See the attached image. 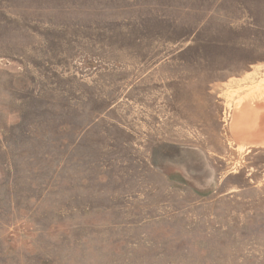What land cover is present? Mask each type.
<instances>
[{
  "label": "rangeland",
  "instance_id": "rangeland-1",
  "mask_svg": "<svg viewBox=\"0 0 264 264\" xmlns=\"http://www.w3.org/2000/svg\"><path fill=\"white\" fill-rule=\"evenodd\" d=\"M253 88L264 0H0V264H264Z\"/></svg>",
  "mask_w": 264,
  "mask_h": 264
},
{
  "label": "water",
  "instance_id": "water-1",
  "mask_svg": "<svg viewBox=\"0 0 264 264\" xmlns=\"http://www.w3.org/2000/svg\"><path fill=\"white\" fill-rule=\"evenodd\" d=\"M248 105V104H246ZM244 106L234 115L237 123L230 131L235 145L254 148L264 145V102L253 103L252 107Z\"/></svg>",
  "mask_w": 264,
  "mask_h": 264
},
{
  "label": "bare ground",
  "instance_id": "bare-ground-1",
  "mask_svg": "<svg viewBox=\"0 0 264 264\" xmlns=\"http://www.w3.org/2000/svg\"><path fill=\"white\" fill-rule=\"evenodd\" d=\"M254 89H256V88H253V89L251 90V92L254 91ZM263 92H264V90H262L261 92L255 94V96H254V97H255V101H251V102L247 101V102L243 103L242 107H241L237 112H239V111H240V110H241L246 104H248V105H246V106H248V107H252L253 103H256V102H264V95H263ZM261 93H262V96H261ZM237 112H235V113L233 114L232 121H231V125H230V131L233 130V128L235 127V125H236V123H237L236 117L234 118V115H235ZM236 149H237L238 151H241V150H244V149H247V148H246L245 146H243V145H237V146H236Z\"/></svg>",
  "mask_w": 264,
  "mask_h": 264
},
{
  "label": "crops",
  "instance_id": "crops-1",
  "mask_svg": "<svg viewBox=\"0 0 264 264\" xmlns=\"http://www.w3.org/2000/svg\"><path fill=\"white\" fill-rule=\"evenodd\" d=\"M260 89H261V88H256V89H254V91H252V93H253V94L259 93V92H261ZM261 94H262V93H261ZM263 94H264V92H263Z\"/></svg>",
  "mask_w": 264,
  "mask_h": 264
}]
</instances>
